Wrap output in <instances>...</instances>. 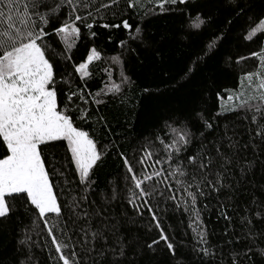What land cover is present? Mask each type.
Segmentation results:
<instances>
[{
    "label": "snow or ice",
    "instance_id": "1",
    "mask_svg": "<svg viewBox=\"0 0 264 264\" xmlns=\"http://www.w3.org/2000/svg\"><path fill=\"white\" fill-rule=\"evenodd\" d=\"M0 264H264V0H0Z\"/></svg>",
    "mask_w": 264,
    "mask_h": 264
},
{
    "label": "trees",
    "instance_id": "2",
    "mask_svg": "<svg viewBox=\"0 0 264 264\" xmlns=\"http://www.w3.org/2000/svg\"><path fill=\"white\" fill-rule=\"evenodd\" d=\"M257 2H259V0H257ZM97 43L101 44L102 46L106 45L105 51L108 54H114V52L116 51L114 44H106V41H100V40H98ZM251 47H255V45H251ZM238 50L246 53V49L242 45L239 47ZM83 52H84L83 48H81V50L79 52H75L74 53V59L77 61L81 60L83 58ZM249 66H250V64H249ZM94 81L95 82L92 83V88L95 90L97 87H99L98 75L96 77H94ZM232 83H233V81L231 79H226L224 81V84L228 87H231ZM129 95L137 96L138 93H129ZM105 111H107V109H105ZM115 171H117V169L115 167L106 168L104 170V173H102V178L104 175L113 173ZM205 219L208 222L209 229L213 230L215 233H220L225 227V222L222 219H218L217 213L215 210H213L211 215L206 214Z\"/></svg>",
    "mask_w": 264,
    "mask_h": 264
}]
</instances>
